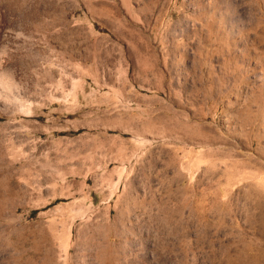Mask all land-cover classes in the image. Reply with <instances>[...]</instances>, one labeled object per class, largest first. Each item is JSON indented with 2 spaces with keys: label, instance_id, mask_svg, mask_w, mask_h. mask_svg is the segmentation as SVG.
Returning <instances> with one entry per match:
<instances>
[{
  "label": "rangeland",
  "instance_id": "obj_1",
  "mask_svg": "<svg viewBox=\"0 0 264 264\" xmlns=\"http://www.w3.org/2000/svg\"><path fill=\"white\" fill-rule=\"evenodd\" d=\"M0 264H264V0H0Z\"/></svg>",
  "mask_w": 264,
  "mask_h": 264
}]
</instances>
